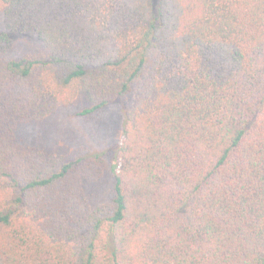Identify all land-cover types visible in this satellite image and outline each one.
<instances>
[{
    "label": "trees",
    "instance_id": "16d2710c",
    "mask_svg": "<svg viewBox=\"0 0 264 264\" xmlns=\"http://www.w3.org/2000/svg\"><path fill=\"white\" fill-rule=\"evenodd\" d=\"M130 94L110 149L27 135ZM0 264H264V0H0Z\"/></svg>",
    "mask_w": 264,
    "mask_h": 264
},
{
    "label": "rangeland",
    "instance_id": "374dc122",
    "mask_svg": "<svg viewBox=\"0 0 264 264\" xmlns=\"http://www.w3.org/2000/svg\"><path fill=\"white\" fill-rule=\"evenodd\" d=\"M13 51L16 55L47 53L36 36L27 34L15 38ZM132 105L133 94H130L86 119L76 117L74 107L63 109L44 124L28 129L27 135L39 145L63 154L71 155L79 148L104 151L121 139L124 118Z\"/></svg>",
    "mask_w": 264,
    "mask_h": 264
}]
</instances>
